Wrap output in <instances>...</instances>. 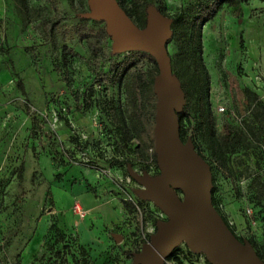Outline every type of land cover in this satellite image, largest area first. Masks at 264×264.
I'll return each instance as SVG.
<instances>
[{
	"label": "rangeland",
	"instance_id": "rangeland-1",
	"mask_svg": "<svg viewBox=\"0 0 264 264\" xmlns=\"http://www.w3.org/2000/svg\"><path fill=\"white\" fill-rule=\"evenodd\" d=\"M26 1L0 0V264H137L133 255L169 220L140 196L143 187L130 175V169L161 174L142 149L135 72L150 78L154 67L144 51L115 52L111 38L107 77L96 75L70 30L86 21L98 27L101 20L88 16L91 0ZM199 2L123 0L138 27H146L150 9L171 21L167 49L186 92L183 108L194 124L212 114L223 146L218 165L208 133L194 130L192 139L211 165L215 208L264 255V199L256 191V181L264 185V0L226 4L196 30ZM56 19L68 33L66 44L80 55L67 67L63 35L49 26ZM200 46L209 80L198 63ZM92 88V106L84 110ZM177 196L183 199L181 192ZM125 201L139 207L126 208ZM77 203L87 212L83 219L74 215ZM190 251L182 243L168 263L208 264L205 255Z\"/></svg>",
	"mask_w": 264,
	"mask_h": 264
},
{
	"label": "water",
	"instance_id": "water-1",
	"mask_svg": "<svg viewBox=\"0 0 264 264\" xmlns=\"http://www.w3.org/2000/svg\"><path fill=\"white\" fill-rule=\"evenodd\" d=\"M89 17L106 22L115 52L144 51L156 60L159 75L154 82L158 97L155 119V150L160 176L130 175L143 189V199L153 201L169 217L142 250L135 253L137 264H166L185 243L205 255L210 264H264L249 241L241 242L230 230L212 202L213 177L210 165L196 152L191 140L180 136L178 114L185 93L173 74L167 44L172 37L171 21L150 9L145 28H139L117 0H91ZM183 194V199L177 193Z\"/></svg>",
	"mask_w": 264,
	"mask_h": 264
},
{
	"label": "trees",
	"instance_id": "trees-1",
	"mask_svg": "<svg viewBox=\"0 0 264 264\" xmlns=\"http://www.w3.org/2000/svg\"><path fill=\"white\" fill-rule=\"evenodd\" d=\"M117 1L120 7L133 20V16L124 6L123 0H117ZM159 1L160 0H158V2ZM242 1L244 0H200L197 6V11H196L198 15L192 20V23L195 26V29L198 30L199 27L202 26L204 23L209 22L224 5L236 4ZM24 3L27 4V1L24 0ZM160 10L162 9L160 8ZM133 22L135 23L134 20ZM97 23H98L97 24L98 27L94 28V27H90L86 21L84 23H80V24L73 26L70 30L75 36H77L78 40L84 44L87 50V53H88V64L90 68L92 69V71L96 75L106 78L107 73L104 67H105V63L111 60V56L107 48L108 42L111 39V36L108 33L107 25L105 21L101 20ZM49 26L53 32L58 30V32H61L63 35V40L65 41V44L62 47V60H63L64 67H67L69 62L72 59L79 57L80 55L76 53L74 49L68 46V44H66V41L68 42V36H67L68 33L60 31L61 30L60 23L59 21H57V19L49 21ZM192 42L193 40L191 41V43ZM201 47L202 46H200L198 50V56H199L198 63H199V66L202 67V71L205 74L206 79L209 80V73L202 61V56H201L202 48ZM141 55L148 62H150L154 67L153 74L150 76V78L147 77L146 73L143 70L135 69V72L138 74V81L141 85V95H140L141 103H140V107L138 110V114H139V119L141 121V124L144 128V132H143L144 145L142 149L148 154L149 160H151L155 168L158 169L157 154L155 150V137H154L155 119H156V113H157L156 107H157L158 97L154 92V82H155L156 77L159 75V68H158V64L156 60L150 54L143 52L141 53ZM56 68H57L58 73L59 72L61 73L62 69L60 67H56ZM64 82L68 83V80L66 79V77L64 79ZM18 87L20 88L22 94L26 97L27 94L24 90L23 83L19 79H18ZM184 93L186 94V92ZM93 95H94V89L92 88L89 91L88 97L84 99V105L82 106L84 110H88L91 108L92 106L91 99ZM202 106L203 104L200 102V107ZM178 117H179V124H180L181 140L184 143H186L188 140H191L194 144V148L196 152L210 165V162L203 156L202 152L200 151L199 146H197L194 142L197 136V133H195L194 130L197 129V131H200L203 134L208 133V140L210 142V148L212 151V160L214 163H217L218 165H220L222 160H224V152H223V146L218 141L215 135L212 114H209L207 119L202 120L198 124H194L193 119L190 118L189 113L186 108H183V110L178 114ZM38 124L39 122L36 119H34L33 127L37 126ZM122 130H123V142L126 146H129L131 142V136L125 127ZM192 137H194V140L192 139ZM150 150H151V153H149ZM129 164L130 163L128 162V165ZM256 191L258 193L257 195L258 200L262 201L264 199V185L260 182V180L256 181ZM214 193H215V187H213V191H212V202H213L214 207H216L215 201H214ZM124 204L126 208L135 209L139 207L138 205L134 204L133 201H125ZM226 224L228 225L230 230L234 233V235L241 242H244L242 238L238 237L235 234L234 230L230 227V225L227 222ZM250 243L253 246L258 257L264 262V255L260 254L256 250L255 244H253V242H250ZM177 252H178V248L173 252L171 257L172 256L175 257L177 255ZM171 257H169L168 259H170ZM206 262L210 264L207 260Z\"/></svg>",
	"mask_w": 264,
	"mask_h": 264
},
{
	"label": "built area",
	"instance_id": "built-area-1",
	"mask_svg": "<svg viewBox=\"0 0 264 264\" xmlns=\"http://www.w3.org/2000/svg\"><path fill=\"white\" fill-rule=\"evenodd\" d=\"M220 111L221 112H224L225 111V108H221L220 109ZM73 212H74V215H75V217L76 218H79V219H83V218H85V216H86V211L81 207V205H79L78 203L77 204H75V206H74V209H73ZM246 215L248 216V218L250 219V221H251V226L253 227V225H255V221L253 220V209L252 208H248L247 210H246ZM191 252V254H194V252H192V251H190ZM196 254V253H195ZM166 264H169L168 263V259L166 260V262H165Z\"/></svg>",
	"mask_w": 264,
	"mask_h": 264
},
{
	"label": "crops",
	"instance_id": "crops-1",
	"mask_svg": "<svg viewBox=\"0 0 264 264\" xmlns=\"http://www.w3.org/2000/svg\"><path fill=\"white\" fill-rule=\"evenodd\" d=\"M87 213V212H86Z\"/></svg>",
	"mask_w": 264,
	"mask_h": 264
}]
</instances>
